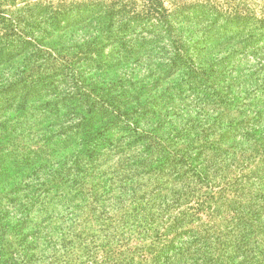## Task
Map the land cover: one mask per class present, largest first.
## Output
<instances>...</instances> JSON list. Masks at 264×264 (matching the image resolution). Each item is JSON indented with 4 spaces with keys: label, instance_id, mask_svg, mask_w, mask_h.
Here are the masks:
<instances>
[{
    "label": "trees",
    "instance_id": "1",
    "mask_svg": "<svg viewBox=\"0 0 264 264\" xmlns=\"http://www.w3.org/2000/svg\"><path fill=\"white\" fill-rule=\"evenodd\" d=\"M6 1L0 0V72L16 64L14 79L8 73L12 81L5 85L12 93L29 91L43 63H51L39 74L47 81L44 89L52 84L51 92L63 91L62 79L82 87L75 65L99 63L103 32L130 25L159 37L171 53L154 65L155 72L150 65L133 69L137 81L184 70L202 88L196 92L194 82L189 85L193 97L186 89H163L156 105L155 97L141 103L137 96L133 123L120 121L122 114L113 109L106 124L94 129L90 125L104 119L107 106L77 89L93 117L78 121L74 137L61 146L62 157L27 185L35 196L27 198L22 217L27 221L36 206V229L22 245V257L0 264H264V96L231 111L229 91L218 89L216 79L213 87L204 84L224 69L192 63L185 47L191 14L205 31L218 22L238 28L247 43L264 35V19L212 0L175 4L174 11L161 0H141L128 13L126 4L105 0L36 2L10 17ZM75 26L82 32L73 44L59 43L58 35ZM137 36L133 48L130 41L121 43L122 53L138 56L149 39ZM262 63L257 78L263 79L264 95ZM232 78L236 85L241 75ZM119 121L126 128L123 143L108 134Z\"/></svg>",
    "mask_w": 264,
    "mask_h": 264
},
{
    "label": "rangeland",
    "instance_id": "2",
    "mask_svg": "<svg viewBox=\"0 0 264 264\" xmlns=\"http://www.w3.org/2000/svg\"><path fill=\"white\" fill-rule=\"evenodd\" d=\"M87 1L90 0H8L4 2L3 8L9 9L6 15L15 17L17 15L14 12L25 7L27 3L52 2L54 5L57 3L67 5ZM105 1L107 4L114 2L116 6L126 4V7H123L125 13H128L131 6L133 7V2L141 3V0ZM161 1L166 9L174 11L175 4L188 5L198 1L205 3L207 0ZM212 1L220 5L237 6L238 11L243 14L264 19V0ZM189 18L192 23L189 25L191 30H186L190 35L187 44L185 42L187 59L189 57L192 63L205 66V63H210L211 71H215L218 64V68H223L225 72L223 75L210 77L204 84H210L211 87L217 85L218 89L223 87L229 91V96L235 105L231 111L235 113L245 107L244 104L249 103V100L255 101L263 97V86H261L263 79L257 77L263 76L259 67L264 61V35H259L251 43H247L243 41L242 34L236 27L224 28L218 22L205 31L203 25L198 24L199 18L196 14H191ZM111 31H104L102 34L99 63L94 64V62L83 60L75 65L82 78L79 83L82 87L77 88L79 93L83 90L107 106L104 109V119H98V122L91 124L92 129L103 127L107 119L105 114L110 115L108 110L113 111V109L122 114L120 121L129 119L133 123L135 104L133 99L137 96L140 97L141 103L155 97L153 104L156 105L162 102L160 96L164 91L169 94L178 89L179 91L186 89V94H191L190 97H193V92L188 86L194 82L193 91L198 92L202 88L198 80L196 82L194 79L189 80L184 70L176 71L168 79L157 81L154 77L153 79L147 77L140 82L137 81L135 75L137 67L150 65V68L154 70V65L168 61L171 54L168 52L169 48L159 37H153L148 30L143 31L135 25L113 27ZM80 32L82 28L76 26L63 30L58 35L59 43L73 44V39H77ZM138 34L142 37L147 35L149 43L138 48V56L133 52L122 53L123 44L121 43L130 41L133 48V38L140 37L137 36ZM42 65L41 70H36L39 74L46 73L51 63ZM13 66L16 67V64H12L7 72H0V247L3 248L2 253L0 252V260L3 262L9 260V256L20 258L24 255L21 247L32 238L36 229L35 222L39 220L36 206L33 207L30 218H26L27 221L22 217L27 198L35 196L31 187L27 185L41 177L42 171L45 173V170L52 168L51 164L56 163L64 154L62 144L69 142L67 138L74 137L78 121L81 120L83 123L89 113L90 117H93L94 113L82 103L76 85L65 79H62L60 83L63 91L58 93L57 90L55 92L49 90L52 84L44 89V83L47 81L42 80L39 74L33 76L37 79V83L27 88L29 89L27 92L18 94L6 90L5 85L14 79ZM140 69L142 67L138 70ZM8 73L12 80L7 77ZM251 73H253L252 76ZM235 74L241 75L236 85L232 84V76ZM213 79H216L214 85L211 84ZM147 81H151L152 84L149 88H144L143 83L146 84ZM18 87L20 90L21 85ZM223 95L226 97L227 93ZM120 121L114 126L109 125L108 134L123 143L122 137L126 134V128ZM27 208L29 209L30 206ZM4 249L5 251L8 249L10 254L6 252L3 254Z\"/></svg>",
    "mask_w": 264,
    "mask_h": 264
}]
</instances>
